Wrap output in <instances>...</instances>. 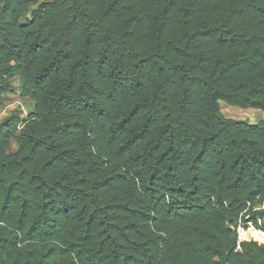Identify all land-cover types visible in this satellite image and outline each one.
Wrapping results in <instances>:
<instances>
[{
    "label": "trees",
    "instance_id": "obj_1",
    "mask_svg": "<svg viewBox=\"0 0 264 264\" xmlns=\"http://www.w3.org/2000/svg\"><path fill=\"white\" fill-rule=\"evenodd\" d=\"M16 76L0 264H264V0H0Z\"/></svg>",
    "mask_w": 264,
    "mask_h": 264
},
{
    "label": "rangeland",
    "instance_id": "obj_2",
    "mask_svg": "<svg viewBox=\"0 0 264 264\" xmlns=\"http://www.w3.org/2000/svg\"><path fill=\"white\" fill-rule=\"evenodd\" d=\"M42 1L45 0H38V2ZM34 8L35 6L32 7V9ZM9 83L14 88V90L13 92H9L4 95L3 104L0 108V125L9 121V119L13 116H17L21 119H24L32 108V102L29 99L23 98L21 96L22 82L19 77L16 76L10 79ZM219 103L221 112L226 118L247 121L250 123H256L264 118V112L259 109H243L236 106H229L226 105L223 101H220ZM20 126L21 125L18 124V126L16 127V131L13 132V137L9 142V152H15L18 148L17 136ZM249 228L245 231L248 234V237L250 236V232L253 230Z\"/></svg>",
    "mask_w": 264,
    "mask_h": 264
},
{
    "label": "built area",
    "instance_id": "obj_3",
    "mask_svg": "<svg viewBox=\"0 0 264 264\" xmlns=\"http://www.w3.org/2000/svg\"><path fill=\"white\" fill-rule=\"evenodd\" d=\"M245 222L241 219H239L235 229H236V232H237V243H238V247H239V244L240 242H243V241H250L254 238H251V237H248V235L245 234V231L249 229H255L252 222L249 220V216H246L245 217ZM255 230H258L261 234L264 235V231L260 230V229H255ZM255 241V239L253 240ZM257 242L261 243V241H258ZM261 244H264V242H262Z\"/></svg>",
    "mask_w": 264,
    "mask_h": 264
}]
</instances>
